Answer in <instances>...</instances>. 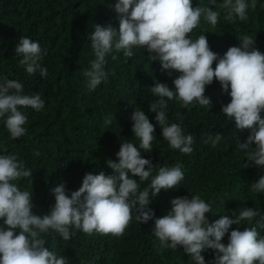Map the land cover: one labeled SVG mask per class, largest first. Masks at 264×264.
Wrapping results in <instances>:
<instances>
[{"label":"trees","instance_id":"1","mask_svg":"<svg viewBox=\"0 0 264 264\" xmlns=\"http://www.w3.org/2000/svg\"><path fill=\"white\" fill-rule=\"evenodd\" d=\"M116 2L0 0V81L14 79L22 84L23 94H39L44 101L40 110L20 109L27 118L23 125L26 133L20 138L11 137L5 126L6 117H0V155H15L19 163L31 170L32 176L13 183L20 190L32 193L31 211L42 216L55 203L52 189L57 184L63 183L70 196L82 186L87 173L115 174L107 160L118 162L116 153L123 141L139 148V139L132 132L131 116L135 110H143L154 125V140L151 152L140 151L142 158L151 161L153 169L147 181L129 172L130 177L143 190L160 167L179 164L184 173L176 188L161 189L155 197L150 191L149 207L154 210V218L140 223L133 208L132 219L121 235L95 231L87 234L71 226L68 240L51 229L42 238L50 251L66 258L67 264H191L182 245L175 250L160 246L154 230L155 218L167 215L171 201L184 196L199 195L210 203L211 212L206 213L210 223L252 207L259 215L251 224L247 221L233 224L221 240L227 245L231 230L255 226L264 217V193L251 191V185L264 175V168L247 157L254 143L248 150L237 148L238 140L246 141L250 130L237 129L234 118L222 113V105L231 100L230 87L225 92L215 79L205 89L204 95L211 101L207 106L194 101L185 107L175 98H163L167 103L164 111L168 123L179 124L185 135L192 134L191 154L169 146L155 119L156 113L149 111L150 105L161 99L151 92V87L161 82L174 89L173 81L180 75L176 70L162 69L159 60H154V53L133 46V55L126 57L123 50L113 47L105 56L106 76L94 90L89 89L84 72L95 59L90 37L97 24L119 29ZM223 2L215 0L213 6L211 0H192L193 7L210 6L219 15L215 25L202 15L189 37L195 40L205 35L210 50L223 56L229 47L240 46L239 38L249 36L255 40L253 47L264 53V0H255V8L251 6L253 0H245L248 8L244 20L235 16L227 19L226 10L220 7ZM22 36L39 43L38 64L47 69L46 77H41L40 68L30 75L20 64L22 57L17 56L15 47ZM215 64L216 61L213 68ZM261 116L264 118V111ZM217 133L221 134V140L212 146L209 137L214 139ZM14 231L19 234L18 228ZM258 231L264 236V229ZM202 255L205 264H215L216 250H206Z\"/></svg>","mask_w":264,"mask_h":264},{"label":"clouds","instance_id":"2","mask_svg":"<svg viewBox=\"0 0 264 264\" xmlns=\"http://www.w3.org/2000/svg\"><path fill=\"white\" fill-rule=\"evenodd\" d=\"M215 5V0H211ZM252 8H255L253 0ZM221 8L226 10V18L246 19L248 5L245 0H224ZM114 10L119 20V29L112 25H95L91 34V47L95 59L90 61V69L84 72L88 87L94 90L106 76L103 65L105 56L113 47L123 50L126 57L133 55V46L144 47L148 53L155 54L162 69L176 70L180 73L173 83L174 89L156 82L151 92L161 97L150 105L155 119L162 129V136L169 146L183 154H191L192 134L185 135L177 123H168L163 99H177L185 107L194 101L199 105L211 104L204 95L207 85L218 81L231 100L222 105V113L234 118L237 129L250 130L246 141L237 143L239 150L247 151L249 161L264 168V53L253 47L255 40L249 36L239 38L240 46L229 47L223 56L210 50L205 35L193 40L189 33L195 29L203 15L212 25L218 22V12L210 6L193 7L192 0H117ZM20 64L28 74L40 68L41 47L28 37H20L15 47ZM113 59L115 57L113 56ZM216 61L215 68L212 67ZM41 77L47 76V69L40 68ZM31 107L40 110L44 101L39 94H23L22 84L14 79L0 81V117H6L5 126L12 138L25 135L26 116L21 108ZM132 132L139 139V148L132 142H122L116 153L118 162L107 160V165L115 172L113 175L85 174L82 186L66 194L63 183L52 189L55 203L47 214L35 215L31 211L32 193L20 190L13 181L32 176V172L17 161L15 155H0V264H67L64 256H58L45 246L43 234L55 230L64 240L70 239L69 228L74 226L84 233L94 231L102 235L109 233L121 235L132 219V209L137 211L136 220L147 223L154 218V210L149 207L150 191L155 197L161 189L176 188L184 179L179 164L160 167L158 174L151 178L143 190H139L138 176L147 181L151 176L153 164L142 158L144 152L153 150L154 125L143 110H135L131 116ZM110 123V121H106ZM212 146L221 140V134L209 137ZM147 165V169L145 168ZM252 192L264 193V175L251 185ZM172 208L167 215L155 218V235L162 248L175 250L182 245L189 255L191 264H205L202 255L206 250H216L215 264H264V236L258 229H264V217L255 226L233 229L228 243L222 238L233 224L252 223L259 213L252 207H244L236 215H224L209 222L206 213L211 212L210 203L199 195L176 197L171 201ZM19 229V234L15 229ZM170 241V243H169Z\"/></svg>","mask_w":264,"mask_h":264}]
</instances>
